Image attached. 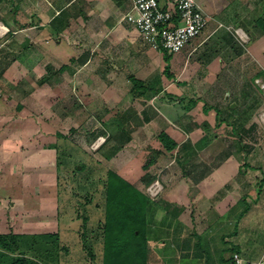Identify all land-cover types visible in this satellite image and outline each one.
<instances>
[{"label": "rangeland", "instance_id": "obj_1", "mask_svg": "<svg viewBox=\"0 0 264 264\" xmlns=\"http://www.w3.org/2000/svg\"><path fill=\"white\" fill-rule=\"evenodd\" d=\"M204 3L205 10L202 5L200 6L209 17V23L212 21V25L209 24L208 28L202 32L204 36H207L206 34L212 31L216 24L220 26V31L232 33L246 47L249 46L250 39L254 40L257 36H263L260 29L261 24H256V21L259 18L264 19V0H206ZM35 5L33 8L24 1L10 3V0H0V138L14 139L13 142L19 141V143L20 140L25 141L24 144L29 152L28 157L32 160L26 164L25 169L33 173L28 179L19 177L18 174L11 177L7 174L12 171V169L10 170L11 165L21 161L23 156L12 155L7 157L6 154L0 153V200H4L0 205V234L36 232V227L41 226L37 220H45V222L50 220L52 225L50 227L54 228L55 231L57 230L55 233L58 234L59 238H52V243L47 246L50 251L54 250V256L46 260L45 264H102V223L105 217L106 204L102 181L107 172L113 170L139 191L148 194L147 188L150 185L147 186L142 181L144 175L146 176L143 165L146 164L150 156L148 149L160 147L156 135L164 128L149 127L144 135L139 134V130L136 131V135H133L135 137L130 143L126 144L113 158L106 159L104 154L109 153L120 137L118 125L121 123L120 127L123 126V118L129 117L122 116L121 118V115L125 113L122 110L127 108L126 104L129 102V97L126 94L118 95L111 88L109 91L103 88L96 90L91 88L89 83L95 81L88 79L90 75L84 71L75 77L68 73L57 74L54 72V67L49 69L47 61H43V51L39 44L34 43L35 47L28 48V50L24 46L21 47V44L25 43L26 34L30 33L26 21L28 22V17L32 12L36 13ZM13 8H17L16 12ZM13 16L20 20L21 27L12 23ZM2 20H5L11 28L4 27ZM219 23L221 24L219 25ZM9 30L14 34L11 35ZM202 34L194 41L200 40ZM214 41L221 44V40L218 38ZM244 46L243 50L245 49ZM59 49L63 50V48ZM57 50H54V53ZM66 51L71 53V48L67 47ZM58 53L63 56L60 51ZM249 60L248 58L244 61L239 65V68L238 63L227 61L228 66L225 73L213 83H218L220 89L221 87L226 88L235 75L236 78L239 77L240 79H237V82L240 81L242 85L249 80L253 81L254 78L251 77L250 79V76L256 73L257 69H255L254 64H257L255 62L252 64ZM61 65L64 64L60 59L59 65L55 64L54 66L57 70V66ZM162 68L163 64L158 70L162 71ZM44 77L48 79L41 84L40 82ZM193 77L191 79L186 77L184 80H182L184 77H179L176 82L170 80L167 83L168 88H166L167 92L172 94L181 90L183 95H187V97L192 96L198 101L202 99L192 111L191 116H188L190 121L188 120L184 124L187 132L190 133L189 141L198 150L196 160L190 159L188 162H184L185 168H183L182 164L176 160L177 153L165 154V157L160 156L156 164L147 171L154 178L152 183L162 185L161 192L156 197H151L154 202L174 203L182 201V199L185 200L186 191H183V185L194 182V177L200 175L206 166L208 167V164L211 167L217 165L220 160L213 159V157L220 158L221 153L224 152L228 154L241 152L237 144L239 139L231 134L232 127L230 124L224 123L225 115L229 111L225 110L226 113H220L219 118L223 120L222 126L220 124V126L215 127L216 111H211L210 114L206 115L203 107H207V105L209 107L215 105L228 107L234 103L236 105L234 117H241L243 110L253 104L252 118L246 122L247 132L243 134L242 145L245 155L248 157L246 163L251 168H255V171H251L250 178L252 179L249 178V181L255 182L257 180L256 182L259 184L264 177V94L257 88L259 80L254 83L256 89H252L251 96H240L239 93L232 92L225 99L226 93L219 92L220 94H216L217 96L212 99V94L210 96L205 95L209 91L206 87L208 81L197 73ZM165 80L167 81L166 78ZM183 81H187V85L181 86L180 83ZM117 84L120 87L119 92H126L131 87V84L125 80H118ZM104 85L101 83V87ZM187 97H185L187 101L192 99ZM165 98L169 100L168 97ZM165 98L162 99L165 100ZM162 99L156 102L157 105H160ZM170 101L172 102L168 101V104L158 106L160 107L159 114L165 116L168 121L174 118L182 120L188 115V112H191L187 111L177 100H174L175 102ZM208 119L212 125L210 129L204 130V122ZM18 121H21V124L17 123V126L16 122ZM173 129L170 132L178 131L181 136L182 133L178 128H175V131ZM57 133L60 134L59 137H57ZM204 135H209L212 140L210 144L205 146L201 141ZM180 136L177 138L181 142ZM101 141L102 144H100ZM1 142L2 140H0ZM11 142L8 141L9 146H6L19 145V143L12 144ZM54 143L60 150L58 153L61 163L60 173L58 174L57 171L59 184L57 187L54 185L50 190H45L46 188L41 186V184L44 186V178L48 183L51 176L52 184H54L55 171L53 170L50 175H47L48 172L44 171L45 169H39V154L43 148L46 149L49 144ZM98 144L100 145L98 146ZM31 147L33 149L30 151ZM45 159H48L47 162L50 163L56 162L54 153L51 157L46 156ZM22 167H19L20 173L23 172ZM38 180L41 184L36 185ZM11 181L16 186L8 184ZM26 183H31L33 187L26 188L24 186ZM34 185L43 190L37 192ZM12 188L23 192L24 195L27 191L31 192H27L28 195L32 194L33 199L30 197L26 199L28 204L26 212L22 209L17 211V208L13 206L15 200H6L13 191ZM41 195L43 198L39 197ZM45 197L51 198L48 204L45 203ZM261 199H264V192ZM3 211L8 212L6 217H3ZM193 211L197 215V209L194 208ZM159 214L156 212L154 219H157ZM187 216L189 215L187 214ZM85 217L88 218L87 224L83 221ZM24 219L31 221L28 223L34 228L26 229L27 223ZM18 235L25 237L24 242L26 244H35L34 246L42 251L45 249H42V245L47 240V234L24 233ZM82 236L86 237L89 243L93 245L92 248L97 256L96 261H91L87 256L83 248ZM33 237L35 239H32Z\"/></svg>", "mask_w": 264, "mask_h": 264}, {"label": "crops", "instance_id": "obj_2", "mask_svg": "<svg viewBox=\"0 0 264 264\" xmlns=\"http://www.w3.org/2000/svg\"><path fill=\"white\" fill-rule=\"evenodd\" d=\"M13 1L17 2L16 0H10V3ZM18 1H24L33 8L36 4V13L32 12L29 17L27 15L29 20L28 22L26 21V24L30 33L26 34L25 43L21 44V47L24 46L28 50V48L35 47L34 43L39 44L43 51V61H47L49 69L54 67V72L57 74L68 73L75 77L84 71V73L90 75L88 79L95 81L89 83L91 88L95 90L103 88L106 91L111 88L118 95L126 94L129 97V102L126 104L127 108L122 111L128 112L129 118L132 120L129 125L134 127L133 132L130 134L131 141L135 137L133 135H136V131L139 130V134L144 135V132L149 127L154 126L163 127L164 129L160 132L165 131L179 144L189 141L190 133L187 132L184 124L186 121H190L188 116H191L192 111L196 107L191 112H188V115L182 120L174 118L168 121L165 116L159 114L161 106L168 104V101L172 102L169 95L177 98L187 97V95H183L184 93L181 90L177 91L176 94L167 92V83L170 80L171 82H176L179 77H184L182 80L186 79V77L191 79L197 73V75L208 81L206 87L209 91L205 95L210 96L212 94V99L219 95V92L226 93L225 99L232 92L239 93L240 96H251L252 89H256L255 86H252L254 84H251V80L242 85L240 81L237 82V79H240L239 77L236 78L235 75L232 77V81L228 83V87H221V89L217 85L218 83H213L225 73L228 66L227 61L238 63L239 68V65L248 60V58L251 60H249L250 63L255 62L257 64H254L255 69H257L256 73L251 75L250 79L251 77L256 80L264 78V33L263 36H257L254 40L250 39L249 46L246 47L232 33L220 31L219 26L216 24L212 31L206 34L207 36L202 34L200 40L194 41V39L181 53L171 56L167 63L164 53L153 49L142 39L140 33L124 20V17L132 10L131 0ZM197 1L205 10L204 2L206 0ZM16 9H14V12H16ZM12 18V23L21 27L20 20L16 19V16ZM2 21L4 27H10L5 20ZM209 24L212 25V21L208 23V26ZM10 32L11 35L14 34L11 30H9ZM216 38L221 40V44H217L214 41ZM67 47L71 48V53H67ZM59 48H63V50ZM229 49L232 50L229 51ZM54 50H57V52L54 53ZM233 50L234 53H232ZM60 59L64 65L57 66L56 70L54 65H59ZM161 64H163V68L162 71H159ZM167 65L170 68L169 73L165 71ZM201 65L202 67H200ZM63 67H66L65 70H61ZM44 78L48 79L47 77ZM131 78L143 82L144 96L134 98ZM118 80L128 81L131 87L126 92H119ZM100 82L105 84L104 87H101ZM180 85H187V81H183ZM165 97H168L169 100ZM162 98H165V100ZM187 98H192V96ZM161 99V103L164 102V104L161 105L159 103L160 105H157L156 102ZM205 104L207 105V103ZM235 107L234 103L228 107H218V105L209 107L207 105L205 108L208 112L204 113L208 115L211 111H216L215 127H217L220 124L222 126L223 122L219 118L220 113H226L225 110L229 111V108L235 109ZM248 111V120H250L252 118V108H249ZM225 116L224 123L227 124L235 122L238 117H234L233 111H229ZM122 121L123 126H127V122ZM247 121H245L244 125H246ZM210 122V119L204 122V124L207 123L208 129L212 125ZM17 123L21 124V121L16 122L18 126ZM172 128H178L182 133L181 136L178 131L170 132ZM174 129L173 131H175ZM177 136H180L181 142ZM3 139L0 138L2 140L0 153L6 154L7 157L12 155L23 156L21 161L14 162V165H11L10 170L12 169V171L7 174L11 177L18 174L20 175L19 177H26V179L31 177L33 173L25 169L26 164L32 161L28 157L29 152L24 144L25 141L20 140L19 143V141L13 142L14 139ZM8 141H12V144L19 143V145H10L8 147ZM56 143L49 144L39 154V169H45L44 171L48 172L47 175H50L53 170L55 171L54 184H52L51 176L48 183L46 178H44V186L39 180L36 182V185L41 184L42 188H46L45 190H50L52 186L54 187L55 185L57 187L59 184ZM159 146L154 149H160L161 145ZM32 149L31 147L30 151ZM53 153L55 154L56 162H47L48 159H45V157H51ZM165 154L170 153L164 152L161 156ZM221 154L220 158L213 157V159L220 160L217 165L215 164L211 167L208 164V167L206 166V169L200 175L194 177V182L183 185L182 189L186 191L185 200L182 199V201L174 203L166 201L155 202L157 209L154 215H156V212L160 214L157 219H154V229H161L163 232L160 231L156 235L150 236L149 264H234L233 256L235 254L239 255L246 263L264 264V199H261L264 192V186L261 187V185H264V177L259 184L256 182L257 180L255 182L249 181L252 175L251 171H255V168H251L246 163L248 157L244 151L237 154L225 152ZM53 164L54 167H52ZM20 166H23L22 173H20L21 169L19 170ZM147 174L149 172L146 171ZM8 184L16 186L12 181ZM159 185L162 186L161 184ZM24 186L26 188L33 187L31 183H26ZM34 187L37 188V192L43 190L39 186L34 185ZM15 189L12 188L13 191L6 200H15L13 206L17 208V211L21 209L27 211L28 204L26 199H29V197L33 199L32 194L28 195L31 192L27 191L28 193L26 192V195H24L23 192ZM39 197L43 198L42 195ZM50 199L45 197V203L48 204ZM2 202L4 200H0V205H2ZM194 208L198 211L197 215L194 214ZM7 213L3 211V217H6ZM187 214L189 216L186 217ZM24 221L27 223L25 225L26 229L34 228L33 225L28 223L31 221L26 219ZM37 221L40 222L41 226L38 225L36 227V232L25 231L16 234H50L57 231L51 228L50 220L46 222L45 220Z\"/></svg>", "mask_w": 264, "mask_h": 264}, {"label": "trees", "instance_id": "obj_3", "mask_svg": "<svg viewBox=\"0 0 264 264\" xmlns=\"http://www.w3.org/2000/svg\"><path fill=\"white\" fill-rule=\"evenodd\" d=\"M16 1L20 2L18 0ZM256 22L259 25H262H260V29L262 33H264V19L259 18ZM163 53L165 55V60L168 63L171 55H168L165 52ZM168 65L165 70L167 73L170 72ZM65 68L66 67H63L61 70H65ZM45 81L46 78H43L40 83L42 84ZM254 81H256V79H254L251 84H254ZM131 82L133 84L132 93L134 98L144 96L143 82L138 81L135 78H131ZM257 88L260 92H262L259 87ZM169 98L171 100H177L179 104L183 105V107L187 109V111L194 109L199 102L195 99L187 101L185 97L177 98L171 95H169ZM249 108L253 109V104ZM249 108L243 110L242 116H238L235 119V122L228 123L232 127V136L239 139L237 144L241 152L244 151V146L242 145L243 134L247 132L244 123L249 119ZM203 109L204 112H208L205 107ZM229 111L235 112L236 110L229 108ZM122 116L128 117L129 113L125 112L121 115V118ZM123 120L125 123L127 122V126L120 127L121 123H118L120 137L117 139V144L110 149L109 153L104 154L106 159L113 158L124 146H126V144L131 141L130 134L133 132L134 127L129 125L132 120L129 117L123 118ZM203 127L204 130H208L207 123H205ZM56 135L57 137L60 136L59 133ZM157 140L159 141L161 148H150V156L148 157L146 164L143 165V170L148 171L151 166L156 164L157 159L164 152L171 154L174 152L177 153L176 160L179 164H182L183 168H185L183 166L184 162H188L190 159L196 160L195 157L197 156L198 150L190 141L179 144L165 131H162L157 135ZM201 141L205 146L206 144H210L211 138L207 135L203 137ZM55 147L57 152L60 153L58 147ZM60 165L61 163L58 157V174L60 173ZM142 180L146 185H149L153 182L154 178L147 174L142 178ZM102 184L105 189L106 198L105 217L102 223V264H149L150 236H153V234L156 235V233L162 231L161 229H154V214L157 209L156 203L153 201L154 199L148 194L139 191L134 185L126 181L125 178L121 177V175L113 170H109L107 172ZM83 221L87 224L88 218L85 217V220ZM46 236L47 240L45 242L43 241L44 243L42 245V249H45L42 251L38 247L34 246L35 244H26L24 242V236L14 233L0 234V264H45L46 260H48L51 256H54V250L50 251L47 246L52 243V238H59L57 233L47 234ZM32 239L35 238L33 237ZM81 240L87 256L91 261H96L97 256L92 248L93 245L89 243L86 237L82 236Z\"/></svg>", "mask_w": 264, "mask_h": 264}, {"label": "built area", "instance_id": "obj_4", "mask_svg": "<svg viewBox=\"0 0 264 264\" xmlns=\"http://www.w3.org/2000/svg\"><path fill=\"white\" fill-rule=\"evenodd\" d=\"M131 1L132 10L124 17L126 23L136 29L153 49L171 56L181 53L209 23V17L197 0ZM258 87L264 94V79H259ZM147 189L150 197L161 192L159 183H153ZM233 260L235 264H260L246 263L237 254Z\"/></svg>", "mask_w": 264, "mask_h": 264}, {"label": "clouds", "instance_id": "obj_5", "mask_svg": "<svg viewBox=\"0 0 264 264\" xmlns=\"http://www.w3.org/2000/svg\"><path fill=\"white\" fill-rule=\"evenodd\" d=\"M9 32V31H8Z\"/></svg>", "mask_w": 264, "mask_h": 264}]
</instances>
